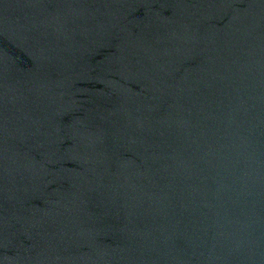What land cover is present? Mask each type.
<instances>
[{
	"label": "water",
	"instance_id": "1",
	"mask_svg": "<svg viewBox=\"0 0 264 264\" xmlns=\"http://www.w3.org/2000/svg\"><path fill=\"white\" fill-rule=\"evenodd\" d=\"M0 264H264V0H0Z\"/></svg>",
	"mask_w": 264,
	"mask_h": 264
}]
</instances>
